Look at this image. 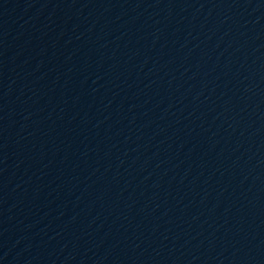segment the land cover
<instances>
[{
	"label": "water",
	"instance_id": "1",
	"mask_svg": "<svg viewBox=\"0 0 264 264\" xmlns=\"http://www.w3.org/2000/svg\"><path fill=\"white\" fill-rule=\"evenodd\" d=\"M0 264H264V0H0Z\"/></svg>",
	"mask_w": 264,
	"mask_h": 264
}]
</instances>
